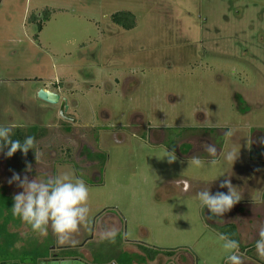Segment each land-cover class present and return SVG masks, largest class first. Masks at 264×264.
Instances as JSON below:
<instances>
[{"label":"rangeland","instance_id":"374dc122","mask_svg":"<svg viewBox=\"0 0 264 264\" xmlns=\"http://www.w3.org/2000/svg\"><path fill=\"white\" fill-rule=\"evenodd\" d=\"M123 11L134 15L133 30L111 23ZM42 88L65 101L68 120L59 103L36 98ZM0 124H15L13 133L35 141L26 154L0 152L1 194L12 200L21 191L9 183L13 173L29 179L70 173L90 190L87 223L63 243L50 228L46 238L32 233L10 211L6 231L17 236L16 251L36 242L49 256L72 248L78 258L91 256L90 264H132L137 257L134 249L124 251V241L135 240L149 251L185 252L193 264H222L225 253L205 227L206 210L171 185L186 180L218 191L225 177L232 184L252 179L249 160L264 155V0H5ZM198 128L214 129L216 137L233 130L221 140V157L229 147L238 151L232 165L195 168L172 152L169 162L170 152L151 140ZM255 132L260 151L250 144ZM180 141L191 142L188 135ZM106 215L121 227L111 240L97 233Z\"/></svg>","mask_w":264,"mask_h":264},{"label":"clouds","instance_id":"9594fccd","mask_svg":"<svg viewBox=\"0 0 264 264\" xmlns=\"http://www.w3.org/2000/svg\"><path fill=\"white\" fill-rule=\"evenodd\" d=\"M15 127V124H0V152L8 158L17 151L26 154L34 149L35 141L32 136H25L22 142L12 139ZM224 136L231 138L233 130L228 129ZM199 150L206 153V164L209 168L220 163L232 165L238 156V151L234 146L229 147L222 157L212 143L201 144ZM168 160L169 162L175 160V155L169 153ZM190 164L192 167L201 168L205 166V160L200 156H193ZM25 171H31L30 166H26ZM9 183H14L21 189L12 197L13 203L10 209L12 215L41 238L48 236L50 228L58 242L63 243L88 221L87 203L90 190L82 179L75 178L70 173L32 179H29L27 175L13 173ZM218 186L226 191L213 193L205 188L195 194V201L199 207L207 209L209 219L215 218L216 222H222L224 215L240 201L241 196L227 177ZM256 233L254 249L256 254L264 259V223L257 226ZM103 235L106 239H114L116 230L114 227H106ZM218 239L225 253V264H244L239 251L240 243L236 239L225 233H220Z\"/></svg>","mask_w":264,"mask_h":264},{"label":"crops","instance_id":"0c3cea01","mask_svg":"<svg viewBox=\"0 0 264 264\" xmlns=\"http://www.w3.org/2000/svg\"><path fill=\"white\" fill-rule=\"evenodd\" d=\"M251 176L255 180H257V182H253L254 188L249 190L246 187L247 189H245L244 191H242L243 189H240L241 194H244V195L241 197L240 201L233 206L231 211L226 213L227 216L225 215V217H223L222 220H225V219L229 220L227 221V225H230L228 227H231L233 229L235 238L240 243L239 251L242 254L244 264H264V259L260 258L256 254L255 249H254V242H255V239L257 238L256 228L259 224L264 223V171L261 174L258 170L253 168L251 169ZM223 191H226V189H223ZM237 205L239 206L237 207ZM234 207H235V210H233ZM203 210H206L205 211L206 229H210L217 236H219L220 233L227 232L226 226H223L224 223L221 224L219 222H216L215 218L209 219L208 218L209 213L207 209H203ZM199 212L202 213V209L201 211L199 210ZM228 217H231V218L228 219ZM212 223H213V226H212ZM88 243L89 241L86 242L85 244H88ZM160 251L161 252L157 254L153 260H148L147 258H145L144 255L140 253V251H134L135 254L130 253V251L128 252L132 254V258H133V255H136L137 257L136 258L137 260L134 261L132 264H152L157 259H161V258H164L165 260V261L163 260L164 262H162L161 264H179V262L180 264H183L186 261L190 264H193L190 255H188L185 252H183L185 254L182 253L179 255L178 254L179 252L175 253L174 251L173 254L167 256L164 254V252L170 251V250L160 249ZM77 254L79 255L78 251H77ZM181 257H184V258H181ZM134 260H135V257H134ZM73 261L79 264H83V262H85L86 264H90L91 256H90V260L85 259V258L81 259L77 257ZM52 263L59 264V263H64V262L58 261V260H52ZM110 264H113V262H110ZM222 264H225V258L223 259Z\"/></svg>","mask_w":264,"mask_h":264},{"label":"flooded vegetation","instance_id":"af4514ba","mask_svg":"<svg viewBox=\"0 0 264 264\" xmlns=\"http://www.w3.org/2000/svg\"><path fill=\"white\" fill-rule=\"evenodd\" d=\"M4 1L5 0H0V10H1L2 5L4 4ZM40 90H44V91L50 92L49 90H45V88H42ZM37 93L38 92H36V98H37ZM50 93H53V92H50ZM59 101H60V98H59ZM61 103H63V107L62 108H61V105H60ZM67 109H68V106L65 103V101L64 100L60 101L59 104H58V113H60V111L62 112V117H61L62 119H67V117H65V113L67 112ZM132 125H133V123H132ZM213 130L214 129H207V128H205V129H203V128L202 129H199V128L198 129H185V131H186L185 133H181L180 137L174 138L173 140H170V139L167 140V138H165L164 134H161L159 140L157 139V141H156L157 137L156 138L154 137L151 140H152L153 143L157 142V144H159L161 146H164V148L168 152H170V153L172 152V153L178 155L183 160H191L193 156H200L206 162V160H207L206 153H204V152L199 150L200 146L195 149L192 141L199 140L198 142H199L200 145L204 144V143H212V144H214L217 147V151L220 152V154H221L222 148H224L223 141H221V140L224 139L223 136H224L225 132L220 137H218V136L216 137V136H213V133H214ZM198 132H202L204 136L203 135H199ZM257 134L258 133L255 132L254 135L252 137H250L249 139H250V144L252 146V149H254V150L256 149V151L257 150L260 151L259 150V145L260 144H259V142L256 143V141H255V137L257 138ZM187 135H188V140H191V142H188V143H185V144L181 143L180 140L184 136H187ZM263 151H264V148H263ZM250 155H253V152H251ZM263 159H264V155L263 156L259 155V158H255V157L251 158L249 160V162L251 163V165H250L251 169L255 168L256 170H258L262 174V172L264 171V167H262L260 165H261V162H264ZM241 178L242 179H241L240 183L232 184V185L237 188V190L240 193V196L242 197L244 194H241L240 189H243L242 191H244L247 188L249 190L253 189L254 188L253 182H254L255 179L253 177L252 178L254 180L251 179L250 176L247 177V179H245L244 177H241ZM255 182H257V180H255ZM175 183L176 184L171 185V187L174 190H176V188H177V190H179L182 194L187 195L188 197H191V195L194 196L198 191L202 190V188H200L198 190V187L197 188H193V185L188 183L186 180H181L180 182H175ZM210 191L213 192V193L216 192V191L211 190V188H210ZM218 191H223V189H218ZM238 206L239 205H237V207ZM233 210H235V207H234ZM225 215L227 216V214H225ZM225 215H224V217H225ZM229 218H231V217H228V219ZM114 219L115 218L110 216V215H106V216H103V217L100 216L98 218V220H97V226H96L97 227V233H98V231H101L103 233L104 229L106 227H114L115 230H116V234H117V232L121 231L120 225L117 224V221L116 220L114 221ZM227 221H229V220L225 219V220H223L222 222H219V223H221V224L224 223L223 226H226V231L234 232L231 227H228L230 225H227ZM212 226H213V223H212ZM101 238H103V237H101ZM107 240H110V239H107ZM124 243H125V246H124L125 250L124 251H127V250L129 251L130 249H134V250H131V251H142V249H145L143 244L140 241H135V240L134 241H127V240H125ZM51 256H54V255L51 254Z\"/></svg>","mask_w":264,"mask_h":264},{"label":"trees","instance_id":"16d2710c","mask_svg":"<svg viewBox=\"0 0 264 264\" xmlns=\"http://www.w3.org/2000/svg\"><path fill=\"white\" fill-rule=\"evenodd\" d=\"M34 18L38 19V17H30L29 22L34 23ZM43 21H47V14H43L41 18ZM110 21L113 25L124 31L133 30L136 27V20L132 13L123 11L117 12L110 16ZM42 29V24L38 22L36 25L37 32H40ZM37 37H35V40ZM12 139L23 141V134L21 131L16 130L12 134ZM13 201L0 193V219L3 218L2 224H0V264H36L37 262H44L49 260H57L69 258L75 260L78 257L75 249L72 248H64V250H59L58 254L54 256H49V250L40 249L38 247L40 244L36 242H32L31 245L27 249H22L20 251H16L14 249V244L17 242V236L11 235L6 231L7 224V215L10 212ZM6 213V216L4 215ZM225 234L229 235L231 238H235L234 232L227 231ZM144 252H151L148 256V260H153L157 254H159L160 250H147L142 249ZM165 255L173 254L172 251H165ZM28 263V264H29Z\"/></svg>","mask_w":264,"mask_h":264},{"label":"water","instance_id":"95a60500","mask_svg":"<svg viewBox=\"0 0 264 264\" xmlns=\"http://www.w3.org/2000/svg\"><path fill=\"white\" fill-rule=\"evenodd\" d=\"M37 98L47 104L56 105L59 103V96L48 91L39 90L37 93ZM61 108L63 107V103L60 104ZM60 117H62V112L59 113Z\"/></svg>","mask_w":264,"mask_h":264}]
</instances>
